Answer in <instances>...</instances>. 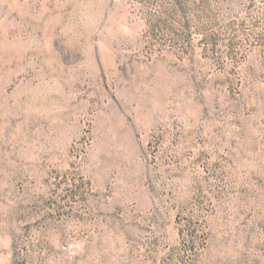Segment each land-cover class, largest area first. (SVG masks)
Masks as SVG:
<instances>
[{
    "label": "rangeland",
    "instance_id": "obj_1",
    "mask_svg": "<svg viewBox=\"0 0 264 264\" xmlns=\"http://www.w3.org/2000/svg\"><path fill=\"white\" fill-rule=\"evenodd\" d=\"M0 264H264V0H0Z\"/></svg>",
    "mask_w": 264,
    "mask_h": 264
}]
</instances>
